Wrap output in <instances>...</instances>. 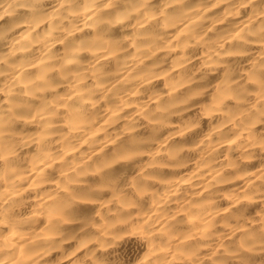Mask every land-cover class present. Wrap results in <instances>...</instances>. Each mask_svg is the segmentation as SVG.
I'll use <instances>...</instances> for the list:
<instances>
[{
	"label": "bare ground",
	"instance_id": "obj_1",
	"mask_svg": "<svg viewBox=\"0 0 264 264\" xmlns=\"http://www.w3.org/2000/svg\"><path fill=\"white\" fill-rule=\"evenodd\" d=\"M0 264H264V0H0Z\"/></svg>",
	"mask_w": 264,
	"mask_h": 264
}]
</instances>
